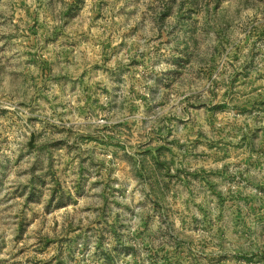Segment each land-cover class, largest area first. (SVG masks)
Segmentation results:
<instances>
[{"label":"rangeland","instance_id":"1","mask_svg":"<svg viewBox=\"0 0 264 264\" xmlns=\"http://www.w3.org/2000/svg\"><path fill=\"white\" fill-rule=\"evenodd\" d=\"M0 264H264V0H0Z\"/></svg>","mask_w":264,"mask_h":264}]
</instances>
